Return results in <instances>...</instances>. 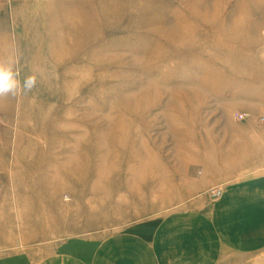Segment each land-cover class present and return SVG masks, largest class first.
<instances>
[{"label":"rangeland","instance_id":"obj_1","mask_svg":"<svg viewBox=\"0 0 264 264\" xmlns=\"http://www.w3.org/2000/svg\"><path fill=\"white\" fill-rule=\"evenodd\" d=\"M0 62L36 81L0 95V253L264 177V0H0Z\"/></svg>","mask_w":264,"mask_h":264},{"label":"crops","instance_id":"obj_2","mask_svg":"<svg viewBox=\"0 0 264 264\" xmlns=\"http://www.w3.org/2000/svg\"><path fill=\"white\" fill-rule=\"evenodd\" d=\"M223 190L208 206H190L134 220L108 234L42 242L0 253V264H207L218 252L264 242V177Z\"/></svg>","mask_w":264,"mask_h":264},{"label":"clouds","instance_id":"obj_3","mask_svg":"<svg viewBox=\"0 0 264 264\" xmlns=\"http://www.w3.org/2000/svg\"><path fill=\"white\" fill-rule=\"evenodd\" d=\"M19 73L11 64L0 62V95L16 94L19 91H29L35 86V77L26 76L21 81Z\"/></svg>","mask_w":264,"mask_h":264},{"label":"built area","instance_id":"obj_4","mask_svg":"<svg viewBox=\"0 0 264 264\" xmlns=\"http://www.w3.org/2000/svg\"><path fill=\"white\" fill-rule=\"evenodd\" d=\"M222 192V186L217 185L209 189V195L211 198L218 197Z\"/></svg>","mask_w":264,"mask_h":264}]
</instances>
